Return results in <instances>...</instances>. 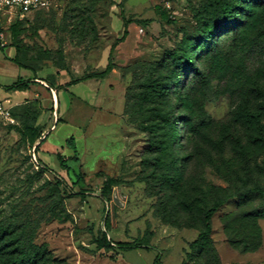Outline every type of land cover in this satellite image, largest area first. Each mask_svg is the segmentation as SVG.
Segmentation results:
<instances>
[{"label": "rangeland", "instance_id": "obj_1", "mask_svg": "<svg viewBox=\"0 0 264 264\" xmlns=\"http://www.w3.org/2000/svg\"><path fill=\"white\" fill-rule=\"evenodd\" d=\"M172 7L177 14L169 20L146 0H49L22 21L0 7L7 42L0 84L28 79L32 93L0 97L15 120H0V227L14 228L10 239L23 240L0 264H153L156 256L159 264H264V219L255 217L264 210L262 195L228 199L212 216L216 253L189 248L204 209L242 188L246 164L250 186L264 189V0H173ZM114 16L137 28L121 40ZM187 45L196 70L176 65L172 56ZM13 50L28 70L9 60ZM108 67L118 74L126 105L121 122L96 118L99 109L111 111L106 98L78 109L71 93L84 85L59 95L60 112L58 91ZM165 90L170 99L154 94ZM51 120L59 124L44 148L71 156L66 141L73 137L78 152L59 173L35 151ZM156 141L168 144L167 155ZM33 152L51 174L34 169ZM214 163L235 175L222 178ZM232 215L237 219L226 222ZM228 232L237 240L257 232L261 247L239 254L243 243L231 247ZM102 234L128 245L100 248Z\"/></svg>", "mask_w": 264, "mask_h": 264}, {"label": "trees", "instance_id": "obj_2", "mask_svg": "<svg viewBox=\"0 0 264 264\" xmlns=\"http://www.w3.org/2000/svg\"><path fill=\"white\" fill-rule=\"evenodd\" d=\"M154 9L160 10L157 8H154ZM222 12L224 15L227 14L226 6H224L222 8ZM161 18H164V19L166 18L169 20L173 19V18L169 17V15H168L167 11L164 9V7H163V13L161 14ZM226 18H228V16H226ZM16 20H18V19H16ZM124 25H127V23L125 24V22H124ZM210 31H211V29L208 32L210 33ZM125 34H126V30L124 31V33L121 37V40H123V37H125ZM209 35H211V33ZM204 38H208V37L204 36ZM189 50H190V46L187 45L186 46V52H184L183 54L176 55V56L174 54H172V56H174V60L177 63L176 65H185V66L190 67L191 70H196V69H194V66L192 65V58L189 55ZM13 62L16 65H18V67L25 69V70H28V68L22 66L21 63L18 61L16 51H15V58L13 59ZM57 68L63 69L60 66H57ZM110 73H111V69L108 67L103 72L96 74L94 77L90 76L89 79H103V78H106ZM86 80H88V79H86ZM178 81H179V79H177V82ZM28 83H29V81H25L22 83L16 82L13 85H11L10 87H7L5 89L7 91H13V90L25 91L27 89L25 85H27ZM76 83H79V82H76ZM76 83H72V84H76ZM72 84H69V85H72ZM154 94L156 95V97H159L160 99H170V96H171V94L167 90H165L163 92H155ZM125 110H126V105L124 103L123 114L125 113ZM11 116L14 117L12 112H11ZM38 146L39 145H37V144L35 145V151H37ZM66 146L68 148H70L73 152V156L70 158V160L77 161L78 152H77L75 140L73 137H70L69 139H67ZM154 146L156 147L157 151H159L160 154L163 156L167 155L169 150H170V148L168 147V144L166 142H161V141L157 142L156 141V142H154ZM248 149H249V147H248ZM242 150L246 151V152L248 151V150H244V149H242ZM57 160L59 162V166L61 169L66 170L68 168L65 164V161L62 159V157L59 154L57 155ZM222 164L228 165L229 160L228 159L222 160ZM214 169L216 170V172L218 174L221 175L222 178H224L226 180H229L231 176L235 175L234 172H232V174H230L229 171L226 169L224 171L221 170V167H218L215 163H214ZM243 169H244V174H243V178L241 180L242 181L241 182L242 188L234 190V192H232L229 195H226L223 198H221V197L217 198L209 207L205 208L204 211L202 212V229L199 231L196 239L190 243L189 248L191 250H199V251H202L208 255L215 252V249L213 247V242L211 239V234H212L211 219H212V216L217 212V210L221 206H223L228 199L235 198L238 200H245L248 197L255 196V195H262L264 197V189L261 186H259L256 182H253L254 185L252 187L250 186V183L252 181H254L252 174H251V171H250V166L248 164H246ZM237 217H238V215L228 216V217H226V222L227 221L229 222L230 220H236ZM255 217H257V219H264V210L257 212ZM225 225H226V223H225ZM13 232H15V229L9 228V226L8 227H0V259L5 255L15 254L14 252H16L18 243H20V242L22 243V241H23L22 239H19L18 237H16V238L14 237V238L10 239V237L8 235H9V233L13 234ZM226 238H227L228 244L233 248L236 247L237 241L243 243L241 248H238V249L236 248V252L239 254L255 253L261 247V237L258 235L257 232L255 234H251L249 236L242 237L238 240L233 233L228 232L226 235ZM247 239L255 241L256 245L250 246V245L246 244L245 241ZM114 245H118V247L125 248L128 244H113L109 241H106L105 234H102L101 239L98 242V246L100 248L112 250L114 248ZM30 264H32V263L30 262ZM153 264H159V256H156Z\"/></svg>", "mask_w": 264, "mask_h": 264}, {"label": "crops", "instance_id": "obj_3", "mask_svg": "<svg viewBox=\"0 0 264 264\" xmlns=\"http://www.w3.org/2000/svg\"><path fill=\"white\" fill-rule=\"evenodd\" d=\"M146 1H147L148 7L163 10V3H162L163 0H150V1L146 0ZM172 2H173V0H172ZM133 6L137 7L139 5L134 4ZM113 19H117V21L121 25V28H122V30H120V32L122 31L120 34L121 37H122L125 30H126V32H128L130 30V27H133V30H135L137 28L136 25H133L134 23H128L127 25H124V21L121 17L114 16ZM14 58H15V50H13V56L10 57L9 60L13 62ZM19 79L20 78H17L13 83H11L9 85H1L0 84V97L6 98L7 96H11L14 100L17 98L26 99L27 93H30V95H31L32 93L27 89L25 91H16L15 93H12V91H7L5 89L7 87H10L14 83H16L17 80H19ZM26 81H29V80L27 79ZM41 83H43V82H41ZM79 85H84V86H82L80 93L79 94L71 93V90L74 87H77ZM63 91L71 93L72 95H71L70 100L76 101V103L78 104V109H80L82 107V109H84L83 110L84 112L87 110L86 108H90V107L95 108L96 105L100 106L102 104V101H105V98H106L112 104V106H111L112 109H111V111H109V113H107L105 115H103L102 111H100V109H99L96 113V118H99L102 120L106 119L107 121L115 122V123L121 122L122 116H120V115H122L123 111H124V97H123V93L120 91V83H119V78H118L117 72L112 71L106 78H103V79H88V80H85V81H82V82H79L76 84L69 85L65 88V90L58 91V93H57L58 99H59V95ZM51 93L53 95L55 106H52L50 104V107L52 110H54L53 113L57 114V103H56L55 92L51 91ZM45 94H47L46 91H44V93L42 94V98L44 97ZM21 95H22V97H20ZM48 99L46 98L44 100L45 107H47V103H46L47 101L46 100H48ZM59 105H60L59 106L60 112L65 113V110L62 107L60 99H59ZM114 108H116L117 113H115ZM50 113H51V111H50ZM45 114H47L46 109L43 111V114L41 117H45ZM58 124L59 123H57L56 121H53V120H51V122L48 123L47 128L43 131L42 137L40 138L39 142L37 143V145H39V146L37 148L36 153H37L38 159L43 164L48 166L51 170H54V171L59 173V172H63V170L59 166V162H57L56 164L51 163V161H50L51 158L49 156L44 155V153H46V154L50 153L52 155H55V157L57 159V155L59 154L62 157V159L65 161L66 166H68L66 161L73 156V155L63 156L62 154H60V152L57 148H52V149H50V151H48L44 148V142L47 140L50 133L55 130V128ZM249 254H251V253H249Z\"/></svg>", "mask_w": 264, "mask_h": 264}, {"label": "built area", "instance_id": "obj_4", "mask_svg": "<svg viewBox=\"0 0 264 264\" xmlns=\"http://www.w3.org/2000/svg\"><path fill=\"white\" fill-rule=\"evenodd\" d=\"M163 7L167 11L170 18H174L177 14L172 7V0H163ZM49 0H0V7L5 9L6 14L12 15L15 19L23 20L30 14L39 12L42 9L48 7ZM142 29H139V33H142ZM7 45L4 33L0 30V50H3ZM0 120L7 125H14L15 120L11 116L10 108L5 107L4 103L0 101ZM33 167L36 171L41 170L44 175L51 174L49 170H46L44 166L40 165L35 158L33 152L32 155Z\"/></svg>", "mask_w": 264, "mask_h": 264}]
</instances>
